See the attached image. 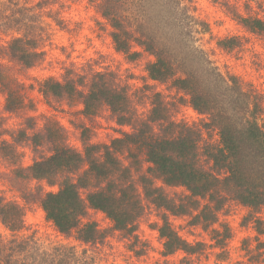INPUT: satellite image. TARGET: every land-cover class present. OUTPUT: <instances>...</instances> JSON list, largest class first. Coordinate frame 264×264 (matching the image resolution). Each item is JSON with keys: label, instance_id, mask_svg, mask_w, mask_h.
I'll use <instances>...</instances> for the list:
<instances>
[{"label": "rangeland", "instance_id": "374dc122", "mask_svg": "<svg viewBox=\"0 0 264 264\" xmlns=\"http://www.w3.org/2000/svg\"><path fill=\"white\" fill-rule=\"evenodd\" d=\"M104 0H0L3 15L15 9H31L48 32L43 43V60L25 69L8 54V40L16 33L14 24L0 20V62L17 77L25 92L27 107L22 112L9 113L5 109V93L0 90V141L7 140L16 148L14 154L0 153V199L18 204L23 209L20 231H11L0 218V253L3 257L29 264H45L50 260L45 252L73 247L88 264H264V209L252 211L229 198L217 211V221L211 226L194 224L193 216L168 213L173 228L199 253L184 251L165 257L163 238L159 233L165 210L151 203L145 196L140 175L151 176V164L141 148L133 147L119 154L123 165L130 169V181L139 193L144 211L136 221V237L127 236L114 228L113 221L101 210L89 208L83 222H95L106 238L95 244L77 240L75 234L64 235L46 217L41 203L34 195L38 187L44 192L58 191L44 181L22 178L14 173L18 167H28L35 159L51 153L50 145L38 147L30 142L15 143L14 135L24 127L25 115L36 118V129L44 126L46 118L54 119L64 129L67 143L83 151L84 139L109 145L124 132H132L129 125L118 124L113 113L103 106L95 115L86 116L78 97L47 100L40 91V83L48 77L64 80L65 76L87 70H109L131 86L132 100L141 117L152 108V95L159 93L169 108L171 121L208 127L209 120L190 103L189 95L173 85V79L156 81L149 77L147 65L155 57L133 44L142 52L136 59L117 51L111 37L112 27L102 15ZM246 0H115L132 27L154 34L172 51L179 69L192 70L205 77L208 63L205 57L224 75L235 76L245 91H250L264 115V32H253L236 19L237 14H252L264 19V0L247 6ZM28 7V8H27ZM41 7V8H40ZM204 21L207 30L198 26ZM221 39H230L224 48ZM199 49L203 50L200 52ZM203 57L201 58V56ZM75 76V75H74ZM209 82V93L218 105L233 107L235 88L227 90L218 80ZM231 85V83H230ZM236 94V93H235ZM238 95L235 96L236 99ZM235 109L245 105L242 97ZM253 106V105H252ZM27 111V112H25ZM158 129V126H157ZM159 132V130H157ZM170 133L171 128L161 134ZM206 143L218 144V129L204 130ZM201 164L212 165L207 156ZM87 166L83 167V170ZM154 175V174H153ZM157 186H164L153 178ZM173 198L187 194L185 187L164 186ZM85 196L86 191H82ZM260 219L257 224L256 219Z\"/></svg>", "mask_w": 264, "mask_h": 264}, {"label": "trees", "instance_id": "16d2710c", "mask_svg": "<svg viewBox=\"0 0 264 264\" xmlns=\"http://www.w3.org/2000/svg\"><path fill=\"white\" fill-rule=\"evenodd\" d=\"M255 0H246L247 6ZM28 8V7H27ZM41 8V7H40ZM102 15L109 21L117 51L136 59L142 52L134 49L138 45L155 59L148 63L147 72L152 80L173 79V85L189 95L192 106L209 120L208 127L175 123L171 121L169 108L159 93L152 95V108L148 116L141 117L130 93L131 86L124 83L116 73L109 70L90 69L84 73L65 76L60 81L53 77L40 83V91L47 100H63L78 97L86 116L95 115L103 106L113 113L118 124L129 125L132 132H124L109 145L83 141V151L68 145L64 129L54 119L46 118L43 128L36 129L34 116L25 115L24 127L15 143L28 141L38 147L50 145L51 153L37 158L28 167H18L14 173L22 178L44 181L49 186L57 185L58 191L44 192L38 187L34 197L38 200L48 220L64 235L75 234L85 244H95L106 238L95 222H83L89 208L101 210L113 221L114 228L127 236L136 237V221L143 214L144 207L139 193L130 181V169L123 165L119 154L133 147L144 151L153 174L140 175L144 196L166 212L159 226L163 238L165 257L184 251L187 255L199 253L173 228L168 213L193 216L194 224L211 226L217 221L219 211L227 199L232 198L252 211L264 209V115L258 111V102L250 91H245L239 80L224 75L208 57L204 69L205 77L194 69H179L181 65L165 43L154 34L132 27L131 21L122 14L115 0L100 3ZM15 9L3 15L0 20L14 24L17 34L8 40L9 57L25 69L43 60V43L50 36L38 21V15L30 14L28 8ZM236 19L253 32H264V19L252 14H237ZM198 26L204 31L207 25L198 19ZM230 39H221L224 48ZM200 52L203 50L199 49ZM203 55L201 56V58ZM218 80L230 91L236 90L245 105L241 109H228L218 105L209 93V82ZM231 83V85H230ZM22 84L10 74L7 66L0 62V90L5 93V109L9 113L24 111L27 107ZM253 105V106H252ZM27 112V111H25ZM158 126V129H157ZM218 129V144L206 143L204 130ZM172 131L161 134L162 131ZM159 130L158 131H156ZM0 153L14 154L16 148L7 140L0 141ZM207 156L212 165L201 164V157ZM87 166L83 170L84 166ZM160 179L164 186L185 187L187 194L177 199L170 197L164 186H157L154 179ZM82 191H86L85 196ZM23 209L12 202L0 199V218L11 231H20ZM260 219H256L257 224ZM0 254H3L2 252ZM50 257L45 264H88L73 247L45 252ZM186 257L180 261L184 264ZM0 264H29L20 260L0 256ZM172 264V263H171Z\"/></svg>", "mask_w": 264, "mask_h": 264}]
</instances>
